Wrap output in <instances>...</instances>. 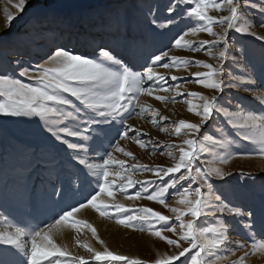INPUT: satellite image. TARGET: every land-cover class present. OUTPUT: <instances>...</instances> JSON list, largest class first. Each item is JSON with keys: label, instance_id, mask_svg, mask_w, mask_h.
Instances as JSON below:
<instances>
[{"label": "snow or ice", "instance_id": "snow-or-ice-1", "mask_svg": "<svg viewBox=\"0 0 264 264\" xmlns=\"http://www.w3.org/2000/svg\"><path fill=\"white\" fill-rule=\"evenodd\" d=\"M222 2L229 10L228 15L208 14L210 7L221 8L218 0H183V5L179 0H167L163 5L148 6L150 23L154 26L163 20L168 26L175 24L179 27L185 19L192 21L195 18L194 26L174 40V47L196 52L204 50L217 61L215 67L202 60L170 56L168 51L159 49V54L151 53L145 57L144 64L137 67L120 56L115 48L103 43V37L101 43H96L93 29L110 34L114 42L119 41L121 33H128L127 16L119 8L107 9L102 14L89 12L79 18L77 25L61 18L57 9L39 14L33 26L51 29L55 25L61 33L66 32L61 45L43 63L22 66L19 59L15 60L18 70L15 75L8 67L0 65V120H34L37 132L34 138H22L0 130V139L12 149L18 160L13 168L16 181L11 195L25 208L38 204L50 206L49 222H17L0 212V225H4L0 227V264H147L142 259L109 250L90 223L86 226L103 246L102 250L84 243L82 247L88 255L83 256L61 247L53 238V232L61 225L77 228L85 223L76 219V214L88 206L101 216L115 218L116 223L126 228L144 231L147 227L154 237L175 249L152 264H219L226 259L221 253L232 251L227 246L234 243L229 239L233 222L241 223L251 237L256 235L251 230L257 226V212L245 211L236 205L235 194L224 187L232 174L214 164H197L202 153L212 155L214 150H221L216 152L218 162L227 164L234 154H243L233 151L237 141L254 145L251 150L264 158V91H258L264 89V65L257 77L254 64L242 63L232 56L231 63L235 68L225 70L229 56L240 42L235 33L256 37L264 49V35L252 31V23L245 19L244 11L249 7L256 9L261 16L259 25L264 28V0ZM26 4L27 0H19L15 7L23 12ZM161 8L166 15H158ZM15 18L11 14L6 17L9 24ZM214 24L220 26V31L214 30ZM199 32L208 33L212 39H185L189 33L196 35ZM81 42L94 45L93 52L76 54L70 45ZM134 44V38L124 40L128 49ZM9 47L8 41L0 39V50L7 51ZM245 51L242 46L241 54ZM193 63L203 65L208 71L194 72L192 79L217 94L209 97L197 92L187 93L199 97L200 103L192 100L187 103L189 112H195L200 119L199 123L179 120L175 133L179 135L182 129L187 131L182 144L171 145L178 148V156L168 153L174 165L152 168L141 163L129 165L126 160L118 159L114 153L135 159L121 146L123 140L132 138L141 147L145 146L139 130L127 123V117L145 111L151 112L153 117L157 115L150 106L146 108L140 102V96H153L158 90L167 91L160 84L166 77L154 71V67L162 65L167 69ZM234 71L239 75H233ZM170 79L178 82L181 78L173 75ZM239 86H244L250 96L260 98V111L245 110L243 100L230 94L231 89ZM177 95L183 96L184 93L177 91ZM155 98L169 99L165 96ZM136 108L139 112L135 111ZM160 119L168 120L167 117ZM217 119L225 121L228 135L217 140L213 135L202 134V127ZM133 132L136 135L130 137ZM209 141L212 142L210 147L205 144ZM137 171H150L155 179H133L132 173ZM240 175L247 174L241 172ZM137 185L139 190L128 199L144 196L148 201H157L165 209L170 208L166 199L173 190V194L179 196V206L170 208L173 216L151 207L129 208L114 200V190L127 192ZM8 194L7 191L3 193ZM109 198H113V202L110 203ZM209 218L214 221L211 226H201V221ZM171 221L178 226L170 224ZM260 229L264 231V208L260 210ZM165 232L176 238H170ZM182 242L187 243V247ZM77 244L81 241L77 240ZM235 247L245 248L246 245L235 243ZM251 250L264 252V239L255 240ZM248 255L249 252H244L233 264H244Z\"/></svg>", "mask_w": 264, "mask_h": 264}, {"label": "rangeland", "instance_id": "rangeland-1", "mask_svg": "<svg viewBox=\"0 0 264 264\" xmlns=\"http://www.w3.org/2000/svg\"><path fill=\"white\" fill-rule=\"evenodd\" d=\"M76 1L80 0H27V5L30 7V10L34 11L38 8L44 9L47 12L50 9L71 6ZM179 2L183 5V0H179ZM218 2H221V8L215 9L214 7H210L208 14L214 16L228 15L229 10L226 4L223 3L222 0H218ZM165 3H167V0H105V4H96L88 8H83L82 14L80 17H77V19L89 12L102 14L107 9L119 8L126 14L130 25L126 35L121 33L119 41L114 42L112 36L108 33L99 31V29H93V32L98 42H102L101 37H103V43L115 48L120 56L127 62L137 65V67L144 64L145 57H148L151 53L159 54L157 52L158 49L168 51L170 56H179L190 60H202L205 63L213 64L215 67L217 61L209 57L204 50L196 52L188 48L174 47V40L178 38L183 31L194 26L195 18H193L192 21L185 19L180 23L179 27H176L175 24L168 26L167 22L163 20L156 26L150 23L151 17L148 16V6H158ZM85 9H87V11H85ZM244 11L246 13L245 19L252 23V31H256L258 35H264V28H261L259 25V21L261 20L259 12L251 7ZM65 12L72 11L60 10V17L73 25H77L78 20H75V16ZM158 15L163 16L166 15V13L161 8ZM35 20L36 18L32 19L30 22L26 21L28 25H24L18 30L16 29L14 20L11 21L10 24L6 20L0 22V35L3 37L2 39H5L10 44L7 51L0 50V65L8 67L13 75L18 71L14 65L15 60L19 59L22 66L43 63L45 60H43L44 58H41V56L47 57L53 53V49L60 46L66 38L67 33H61L55 25H53L51 29L40 25L33 26L32 23ZM241 22L243 23V21ZM213 28L216 31H220L219 25L214 24ZM50 33H60V36H55V41H53L52 37L54 36H48ZM61 34H63V36H61ZM14 36L19 38L13 39ZM36 36L39 37L35 40L37 44L50 41L48 45H52L51 49L47 54L39 55L40 53L38 51L30 56L26 55L23 50L24 47H27L29 44H25L23 39L34 38ZM234 36L240 42L235 45V51L229 56V60L225 65V70L228 71L235 68V65L231 63V57L236 56L242 63L247 62L254 64L257 70L256 76L259 77V70L261 66L264 65V49L261 47L262 42L253 36H241L239 33H235ZM129 37L135 40V44L131 49L124 46V40ZM185 39L198 41L204 39L210 40L212 37L208 33L199 32L196 35L189 33L185 36ZM117 43L119 46H117ZM76 44L70 45V47L74 48V52L76 49H79L76 47ZM242 46L246 49L243 55L241 54ZM135 51H137V53L133 54ZM213 51L216 52L218 49H213ZM92 52L93 47H85L79 49V51L75 53L90 54ZM8 57H17V59L8 60ZM154 71L166 77V80L160 82V84L162 88H166L167 91L158 90L153 96L141 95L140 102L145 105L146 108L150 106L151 110L157 115L153 117L151 112L145 111L139 115L127 117V123L134 129L139 130L141 134L140 139L145 141V146L141 147L136 143L135 139L129 138L121 141V146L126 152H131L135 159L119 152L114 153V155L118 159L126 160L129 165L141 163L152 168L170 167L174 165V160L168 153L172 152L174 155L178 156V148H174L171 145L182 144L183 140L186 138L185 132L187 130L185 129H182L179 135L175 133V128L178 126L179 120L185 119L190 122L199 123L200 119L195 112H189V105L187 103L188 100H192L193 103H200L199 97H192L187 95V93L197 92L209 97L217 93L212 89L205 88L203 85H198L192 79V73L208 71L203 65L193 63L186 67L181 65L179 67L172 66L167 69L162 65H157L154 67ZM173 75L181 79L178 82L172 81L170 77ZM233 75H239V72L234 71ZM24 79L28 82L26 78ZM177 91L184 93V95L178 96ZM258 91H264V89H259ZM230 94L236 95L243 100L245 110L255 109L257 112L260 111V98L250 96L244 91V86L231 89ZM155 96H165L169 97V99L157 100ZM173 97H175V99H172ZM232 110L239 111L238 109ZM135 111L139 112V108H136ZM161 117H167L168 120L162 121L160 119ZM165 129H167V131H165ZM0 130H3V132L8 135H16L22 138H34V134L37 132V124L34 120L29 121L26 118H4L0 120ZM228 131L229 129L226 127L223 119L209 122L202 127V134L213 135L214 139L217 140L228 135ZM135 135V132L130 133V137ZM211 143V141L205 142L206 146L209 147ZM185 147L187 146L185 145ZM253 147L254 145L249 142L237 141V144L233 147V151L234 153L239 152L243 154H234L227 164H220L217 160L216 152L221 150H214L212 155L202 153L200 160L197 161L198 165H202V163L214 164V166L222 167L224 171L230 172L232 175L230 178H227V183L224 187L235 194L234 203L241 206L245 211L255 210L257 212V226L255 229L251 230L256 233L254 237L250 236L249 230L244 229L241 223L233 222V225H230L233 230L229 232V239L234 243H230L227 247L232 251L221 253L226 259L219 262V264H233V261H238L246 251L249 252V255L245 257L244 264H264V252H253L251 250V245L255 240L264 239V231L260 229V210L264 208V158H261L256 152L252 151L251 149ZM17 163L18 160L12 152V149L5 145L2 139H0V212L17 222L29 220L32 223H39L40 221L48 223L50 206L38 204L36 207L25 208L11 195V189L16 181L13 168ZM241 172L247 175L241 176ZM132 175L133 179L140 181L155 179L153 173L150 171H137L132 173ZM139 187L140 186L137 185L135 189H129L127 192L114 190V200L129 208L151 207L154 210L161 211L165 215L173 216L170 208L179 206L177 203L179 196L173 194V190H170L166 199L170 208L165 209L157 201H148L144 196L140 199H128L127 197L132 195L135 190H139ZM5 191L9 193L7 196L3 195ZM76 199H79V197H76ZM68 202L70 203L71 199H69ZM109 202H113V198H109ZM76 219L85 223H82L77 228H73L71 225H61L62 227L64 226L63 228L68 231L70 236L66 244H59L61 247L67 248V250L74 255H88L87 250L82 247L84 243L89 244L97 250H102L103 246L92 236L90 229L86 226L89 223L97 229V235L104 241V246H107L109 250L131 258L142 259L147 262V264H152V261L155 259L163 258L165 255L172 254L175 251V249L168 246L166 242L154 237L147 227H145L144 231H140L139 228H126L116 223L115 218L101 216L98 211L92 209L90 206L81 209L80 212L76 214ZM185 219H190V217H185ZM237 221H239V218H237ZM213 222L214 221L209 218L207 221H201V226H211ZM170 224L178 226L174 221H171ZM40 226H43V224ZM0 227H4V225H0ZM165 234L170 238H176L172 233L165 232ZM77 240L81 241V244L78 245ZM182 243L187 247V243ZM235 243H243L246 247L236 248Z\"/></svg>", "mask_w": 264, "mask_h": 264}, {"label": "bare ground", "instance_id": "bare-ground-1", "mask_svg": "<svg viewBox=\"0 0 264 264\" xmlns=\"http://www.w3.org/2000/svg\"><path fill=\"white\" fill-rule=\"evenodd\" d=\"M18 3H19V0H0V22H2L3 20L7 21V19H6L7 15L11 14V15L16 17L14 19V21H15L16 29L18 30V29H21L24 25H28L27 22H30L32 19H34V18L37 19L39 14L46 12V10L38 9L37 7H36L37 10H34V11L30 10V7L27 4L25 6L24 11L20 12L15 7V5ZM96 4L97 5L105 4V0H80V1L74 2V4H72L71 6H63V7L55 8V9H57L59 11L60 10H67V11L71 10L72 12H65V13H70L71 15L75 16V20H79V19H77V17H80V15L83 12L82 11L83 8H88V7L94 6ZM85 11H87V9H85ZM23 22H25V23H23ZM99 31H101V30L99 29ZM54 34L55 33L48 34L49 37H51L52 35L54 36V37H52L53 41H55V36H60V33L55 34V35ZM61 36H63V34H61ZM2 38L3 37L0 35V39H2ZM15 38L18 39L19 37L14 36L13 39H15ZM38 38L39 37L36 36L34 38H27V39L24 38L23 39L25 41V44L27 43L30 45V46L28 45L27 47L26 46L24 47L23 52H25L26 55L30 56V55L38 52V51L40 53L39 55L47 54L49 52V50L52 47V45H48L50 41L47 40L48 42H41V43L37 44V42L35 40ZM3 40H5V39H3ZM96 43H101V42H98L96 40ZM77 44H76V47H78L79 49H83L85 47H94V45H89V44L84 43V42L77 43ZM55 49H53L52 52H54ZM79 49H76L75 52L79 51ZM33 50H36V51H33ZM136 53H137V51H135L133 54H136ZM41 58H44L43 60L47 59V57H43V56H41ZM12 59L15 60V59H17V57H13V58L8 57V60H12ZM86 212H88V211H86ZM63 227L62 226L57 227V229L53 232V238L56 240V242L58 244H63V243L66 244L69 240L70 235H69L68 231L65 230Z\"/></svg>", "mask_w": 264, "mask_h": 264}]
</instances>
